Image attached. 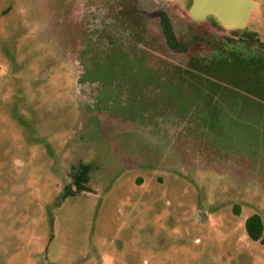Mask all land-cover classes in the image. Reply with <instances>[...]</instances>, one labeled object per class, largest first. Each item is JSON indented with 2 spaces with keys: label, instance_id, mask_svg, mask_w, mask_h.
<instances>
[{
  "label": "rangeland",
  "instance_id": "rangeland-1",
  "mask_svg": "<svg viewBox=\"0 0 264 264\" xmlns=\"http://www.w3.org/2000/svg\"><path fill=\"white\" fill-rule=\"evenodd\" d=\"M244 32L264 44V0H0V264H264Z\"/></svg>",
  "mask_w": 264,
  "mask_h": 264
},
{
  "label": "trees",
  "instance_id": "trees-1",
  "mask_svg": "<svg viewBox=\"0 0 264 264\" xmlns=\"http://www.w3.org/2000/svg\"><path fill=\"white\" fill-rule=\"evenodd\" d=\"M161 21L163 23V28L165 31V41L166 44L175 50H179L182 45L179 41L176 40L175 35L172 33V29L167 21V17L165 14L161 13ZM237 37H229L224 35V38L230 42V41H238L241 43H247V44H255L260 46V51H264V44L261 43V41L257 38V36L254 33L251 32H244L242 34L233 33ZM249 61H250V54H241L239 61L236 65L237 69L241 71V74L248 75L249 76ZM246 78V77H245ZM89 172H90V165L87 163L80 162L78 166L71 171L70 173V182L66 184L62 199H66L69 196H74L78 194L81 191L88 190L87 182L89 178ZM244 227L245 232L247 236L254 241H260L261 243H264V237L263 230H264V224L263 219L258 213H252L249 215L245 221H244Z\"/></svg>",
  "mask_w": 264,
  "mask_h": 264
},
{
  "label": "flooded vegetation",
  "instance_id": "flooded-vegetation-1",
  "mask_svg": "<svg viewBox=\"0 0 264 264\" xmlns=\"http://www.w3.org/2000/svg\"><path fill=\"white\" fill-rule=\"evenodd\" d=\"M161 13L165 14V16L167 17V21H168V23H169V25H170V27L172 29V33L176 37V34L174 32V29H173V24L170 22V18H169L168 14H167V11L161 8V9L156 10V15L159 18V24H160V28L162 30V34H163L164 40H165V36H164L165 35V31H164V28H163V23L161 21V16H160ZM193 38H195L194 40H200V41L204 40V39H202V37L200 35L194 36ZM176 40L179 41L177 39V37H176ZM225 41H227V40L225 39ZM179 42L182 44V45H180L181 47L179 48V50H175V49L170 48L166 44V41H165V44L167 45L168 49H170L172 51H175V52H183V51H185V49L189 45V42H182V41H179ZM256 46H257L258 49H260L259 45H256ZM258 60H261L262 63L264 62V51H260L257 55L255 53H253V54L250 53V61H249V66L248 67L253 66V69L249 70L250 74L248 76V84L252 87L253 90L254 89H260L262 92H264V67L262 68V71L259 72L260 69H259L258 65H260V62ZM258 80H261V85H260V82Z\"/></svg>",
  "mask_w": 264,
  "mask_h": 264
},
{
  "label": "water",
  "instance_id": "water-1",
  "mask_svg": "<svg viewBox=\"0 0 264 264\" xmlns=\"http://www.w3.org/2000/svg\"><path fill=\"white\" fill-rule=\"evenodd\" d=\"M204 218H206L205 214L200 213V220H203Z\"/></svg>",
  "mask_w": 264,
  "mask_h": 264
}]
</instances>
